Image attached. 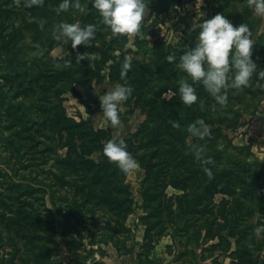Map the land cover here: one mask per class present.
<instances>
[{
	"label": "rangeland",
	"instance_id": "rangeland-1",
	"mask_svg": "<svg viewBox=\"0 0 264 264\" xmlns=\"http://www.w3.org/2000/svg\"><path fill=\"white\" fill-rule=\"evenodd\" d=\"M82 6L83 11L71 6L68 15L53 18L52 24L35 26L28 0H0V48L18 36L15 47L22 49L16 56L0 49V263L3 257L8 258L3 256L4 251L37 245L50 248L52 257L62 264H133L132 257L124 252L132 247L139 251L143 217L156 221L164 235L154 253L162 264L212 263L219 255L212 249L216 241L205 239L199 213H181L174 198L183 191L173 187L164 191L162 181L148 176L140 165L129 172L114 167L110 178L95 186L92 180L73 174L62 163L67 155L62 144L71 142L68 126L72 129L86 124L94 131L108 130L112 138L122 135L128 144H133L137 159L155 154L156 159L165 158L166 162L178 156L185 163L207 168L212 160L200 164L196 155V148L203 146L209 153L220 155L219 169L232 171L239 162L264 174V161L258 156L262 135L244 145L238 141L248 134L252 120L264 110V99L247 98L237 105H221L202 83L191 81L178 65L180 55L195 45L199 29L193 25L218 12L227 15L234 25L247 23L255 42L252 52L264 51V15L256 13L249 0H149L137 32L114 34L91 0H84ZM45 7L49 12L57 11L56 3ZM61 22L94 23L97 35L90 44L73 48L71 41L57 38L55 29ZM114 39L118 41L111 48ZM82 52L89 59L77 61ZM169 54L176 60L168 61ZM129 56L132 67L122 75L123 61ZM14 59L17 62L11 65ZM36 76L51 87L56 107L50 114L39 109L38 83L31 84ZM183 78L189 79L198 93L197 101L191 105L180 98L179 81ZM117 82L132 85L133 91L121 102V124L113 126L103 122L99 95ZM56 115L60 121L54 129ZM198 118L210 126V136L201 138L190 133L188 126ZM181 138L195 146L192 153L185 154L183 147L180 149L184 154H178L175 145L181 143ZM253 140L258 149H254ZM89 145L87 141L85 146ZM94 152L89 158L99 163L104 153ZM60 178L75 184H63ZM92 189L132 201L133 212L126 225L127 234L135 228V238L110 232L113 240L126 244V249L118 251L113 244L103 245L107 253L103 256L91 244L99 240L102 228L115 226L116 222L107 207L90 194L84 195ZM224 197L232 200L218 194L214 202L219 204ZM233 209L237 210L236 202ZM242 212L247 211L239 210ZM248 215L245 220H258V215ZM258 235L263 236L261 232ZM39 249L35 250L40 252ZM221 260L224 264L230 262L223 257Z\"/></svg>",
	"mask_w": 264,
	"mask_h": 264
},
{
	"label": "trees",
	"instance_id": "trees-1",
	"mask_svg": "<svg viewBox=\"0 0 264 264\" xmlns=\"http://www.w3.org/2000/svg\"><path fill=\"white\" fill-rule=\"evenodd\" d=\"M83 1L80 0L81 5ZM60 2L61 0H40L39 3H32L30 10L35 18V26L36 24L42 25L41 21H43V25L52 24L50 21L53 18L59 19L63 15H68V9L59 12L45 10L47 3H56L58 7ZM17 37L15 36L12 40L5 42L0 49L6 50L9 56H16L18 52L20 55L22 49L15 47L19 41ZM117 41L114 39L109 46L114 47V43ZM88 51L90 50L88 49ZM94 51L98 52L99 48ZM252 58L257 63V70L251 78L250 86L243 89H229L227 103L237 105L247 98L264 99V77L260 76V72L264 71V51L252 52ZM16 62L17 60L14 59L11 65H15ZM33 81L38 83V91L41 93V98L38 100L39 109L44 114H50L56 107L55 99L50 95L51 87L46 82H40L38 76L31 80V84ZM95 101L99 102V98ZM238 116L239 114L236 113L235 118ZM53 120L52 126L55 129L58 127L60 119L56 115ZM76 127L78 130H75ZM68 130L72 138L70 139L71 142L62 144V148H67V155L63 158L62 163L73 174L82 175L84 178L92 180L95 186L105 182L114 173V167L117 168L118 165L105 154L99 163L89 157L95 153L94 151L103 149V142L112 138L111 133L104 129L94 131L86 124L74 126L72 129L68 126ZM76 139L81 142L75 143ZM87 141H90V145L86 147ZM175 147L178 149V154H182L180 148L185 147L184 153L186 154L188 151L192 153L195 146L181 138V143ZM127 148L136 158L137 154L133 144L127 143ZM204 155L212 158V162L207 168L195 167V163H185L183 158L178 156L170 158L166 162L165 158L156 159L155 154L144 155L136 159L139 165L146 169L148 176L162 181L164 191L173 187L184 192V194L176 195L174 198L182 214L199 213L201 215L203 220L201 227L205 230V239L207 242L216 241L212 244V249L219 254L210 264H224L221 260L222 257L230 260L228 264H264V229L261 231L262 237H259L255 231L257 227L264 225V174L239 162L236 163L232 171L219 169L218 164L221 160L219 154L204 150ZM193 159L195 158L193 157ZM198 162L203 164L201 159H198ZM122 172L125 171L122 170ZM60 181L69 186L75 184L74 181L69 182L62 178ZM86 194L94 197L98 204L107 207L116 217L115 226L110 224L107 228H102L103 233L99 240H92L91 244L97 246L98 251L103 256H107L103 250V245L113 244L118 251L126 249V244L121 242L122 240H113L110 232H119L122 237H128L132 240L135 238L131 230V235L127 234L126 225L128 217L133 212L132 201L107 191L100 193L94 189L84 195ZM218 194L229 196L232 200L224 197L219 204H216L214 201ZM235 202L236 211L233 209ZM239 210H246L247 212L240 214ZM247 215L249 217L258 215V220L251 223V219L245 220ZM141 219L145 226V234L143 242L139 244V251L135 252V247H132L124 253L132 257L133 264H161L152 255L164 235L161 230L157 229L156 221H149L144 217ZM2 248L0 245V249ZM38 248H40V252L35 250ZM42 254L47 258L44 256V258H40ZM52 254L53 251L50 248L43 246H28L24 249L13 247L9 252H3V256L6 255L8 258L3 257L0 264H62V261L53 258Z\"/></svg>",
	"mask_w": 264,
	"mask_h": 264
},
{
	"label": "clouds",
	"instance_id": "clouds-1",
	"mask_svg": "<svg viewBox=\"0 0 264 264\" xmlns=\"http://www.w3.org/2000/svg\"><path fill=\"white\" fill-rule=\"evenodd\" d=\"M39 2L40 0H29V6ZM91 3L114 34H129L141 28L149 0H91ZM249 4L256 13L264 15V0H249ZM71 6L84 10L80 0H61L57 11L66 10ZM41 24L43 25V21ZM193 27L199 29L195 45L188 46L180 55L179 68L187 73L191 81L202 83L219 104L226 105L228 90L250 86L251 78L257 70V63L252 58V46L255 43L252 30L247 23L234 25L228 16L221 12L208 19H200ZM55 33L58 39L71 41L72 47L75 48L81 43L90 44L95 39L97 25L61 22L56 26ZM84 58L89 59L85 52L78 53L76 57L77 61ZM167 60L175 61L176 56L169 54ZM131 67L132 61L129 56L123 61L122 75H126ZM260 76L264 77V71L260 72ZM132 91V85L117 82L110 90L99 95L105 124L113 126L121 124L120 105ZM179 93L181 100L188 105L198 99L195 85L187 78L179 81ZM173 123L179 126L178 122ZM188 127L190 133L195 136L204 138L211 135L210 126L203 118H198ZM102 151L125 172L139 167L138 160L129 152L122 135L108 139L103 144ZM196 155L203 163L212 159L204 155L203 146L196 148ZM262 229L264 225L257 227L255 231L260 233Z\"/></svg>",
	"mask_w": 264,
	"mask_h": 264
},
{
	"label": "crops",
	"instance_id": "crops-1",
	"mask_svg": "<svg viewBox=\"0 0 264 264\" xmlns=\"http://www.w3.org/2000/svg\"><path fill=\"white\" fill-rule=\"evenodd\" d=\"M256 135H262V139H263V145L261 146V148L259 149V153L258 156L260 157V159H262L264 161V110L259 113L253 120H252V125L250 126V130L248 131V134H246L245 137L241 136L238 141H239V145H244L245 143H249V140L254 139V137H256ZM253 147L254 149H258L257 147V143L256 141L253 140ZM137 224H140V221L137 220L136 221ZM142 224V223H141ZM129 226V225H128ZM134 229V230H133ZM132 231H135V228H132ZM134 233V232H133ZM144 234H145V226L143 225V236L141 238V242L139 244H141L144 240ZM140 240V239H139ZM158 246V245H157ZM156 246V249H157ZM156 249L153 252L152 257H154V253L156 251ZM161 261V260H160ZM159 261V262H160ZM161 263V262H160ZM162 264V263H161Z\"/></svg>",
	"mask_w": 264,
	"mask_h": 264
}]
</instances>
